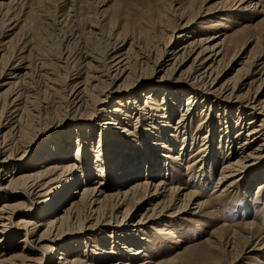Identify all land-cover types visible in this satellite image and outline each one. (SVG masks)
<instances>
[{
    "label": "bare ground",
    "instance_id": "1",
    "mask_svg": "<svg viewBox=\"0 0 264 264\" xmlns=\"http://www.w3.org/2000/svg\"><path fill=\"white\" fill-rule=\"evenodd\" d=\"M21 1H0V16L2 15L5 21L12 22L14 17H9V14H12V9ZM257 5L258 2L254 3L252 9L256 10ZM223 8L226 7H199L192 20L190 17L181 18L173 25L161 49L152 56L150 53L139 51L137 45L134 49L133 42L124 38L115 40L106 50L104 49L102 56L92 52H84L81 55L78 68H75V78H71L65 103L77 108L93 106L87 117H90L88 118L90 120L97 117L99 121L96 126L102 131L94 154L95 160H84L89 154H85L89 143L87 139L77 141L71 160V149L69 150L68 146L72 147L73 141L67 143V148H64V145L58 147L54 143L47 146L48 141L45 140L25 168L17 166L18 161L34 144V139L28 142V132L24 130L25 114L35 117L38 124L41 121L42 110L48 107L46 102L39 106L35 105L36 90L33 86L38 70L46 67L44 63H37L32 59V46L29 45L18 47L15 55H8L0 71V85L5 87L0 93L2 95L0 173L5 174L3 180H0V264H177L184 249L177 251L170 258L156 261L147 245L149 239L145 227L155 220L166 222L168 217L196 215L201 209L209 208L210 198L202 199V194L198 189L192 188L191 184L205 187L206 166L209 162L218 163L217 154L221 155L225 146L227 157L230 158L220 166L219 176L214 185V188L219 185V190L215 191L219 193L215 198L222 196L227 190H235L241 180L245 181L243 192L245 197H250V187L258 179L262 178L261 190L264 189V166L254 176L248 178L255 167L264 163L263 55L254 53L255 55L251 56L253 48L250 53L232 52L226 64L220 69L230 49L227 36L216 40L220 36L197 37L187 32L193 19L201 15L202 17L210 15ZM97 25L90 24L89 30L96 37L101 33L100 26ZM148 28L154 29L153 25ZM5 45V42L0 41L1 59L7 52ZM134 53L136 59L132 57ZM60 58L57 62L66 64L70 59V53L64 52ZM132 59L135 60L133 63ZM138 61L145 65V69L154 70L166 66V70L179 73L178 75H188L191 80L208 84L210 88L202 93L221 101L220 105L224 110L220 115H223L226 123L223 126L219 121L213 124L219 118L211 114L215 107L204 104L206 108L201 112L208 111L207 115L210 116L207 120L213 125L204 134L201 132L202 128L199 129L200 134H203L199 138V147L197 151L188 153L190 144L198 138H194L184 125L194 107L201 104L200 99L203 98L199 95L200 89L193 88L197 87L193 83L191 84L193 87H185L184 91L187 93L180 96L177 91L170 92L171 98L163 102H158L163 97L154 98L152 94L133 96L134 100L130 103L132 105H129L128 100L126 101L128 104H124L115 98L114 102L117 104L113 108L105 109L102 114L99 111L94 114L100 105L110 99L109 95L112 92L103 101L99 98L94 99L91 92L100 90L109 79L117 80L132 76L135 73L133 64ZM236 66L237 68H234ZM164 80L162 77L159 79L160 82L154 79L141 80L132 85V90L150 88L152 91H160L163 89ZM214 91L222 94L226 91L227 95L222 96ZM187 94L189 95L185 110L172 124L175 112H170V101L173 102V106H178L182 96ZM232 97H237L239 102L229 100ZM146 114L152 118L151 126H148L145 117L142 116ZM230 118H234L236 124L239 122L238 125L243 123V128H247L243 134L244 139L236 146L233 141L240 137L243 129L235 125L232 132ZM131 125H134L132 131ZM216 125L221 128L219 133L216 131ZM57 127L53 126L51 129ZM161 127L167 129L171 127L175 133L170 136L169 130L162 135L153 131L157 129L161 133ZM217 133L218 142L215 141ZM93 134L92 131V136ZM177 134L184 138L181 142H176ZM190 137L194 141L186 142ZM89 138L93 140L91 136ZM48 148L51 149V153L46 152ZM157 148L161 152L160 156ZM164 151L176 152L165 154ZM21 152L22 156L19 158ZM186 152L188 155L184 157ZM171 155L172 159L179 160L181 165L184 164L182 160L188 159L182 175H185L184 184L189 187L176 184L179 180L174 177L168 179L171 175L176 176L175 170L168 168V159ZM165 158L167 161L162 160ZM83 165L87 167L85 173L80 172L83 171ZM194 165H197V170L191 174L192 168H189ZM16 168L20 169L19 173L15 172ZM140 174L150 177L138 180ZM95 175L97 177L92 180ZM159 175L163 178L154 180ZM146 204L149 206L137 220L138 211ZM24 208L34 213H25L22 211ZM20 214L25 215L14 221L13 219ZM234 227L237 226L222 223L200 243H206L211 253L219 250H226L229 253L238 246L236 241L234 242V237L239 232L233 229ZM255 228L254 223H241L240 230L246 235L241 237L246 248L250 247L248 245L250 240L256 236ZM21 232L24 233L23 237L16 240L18 238L16 235ZM172 233L170 229L165 230V234L171 237ZM72 237L75 239L71 240ZM109 239L111 244L107 246L106 242ZM260 239L262 242L258 248L256 245L259 242L250 247L248 252L242 249L244 252L234 258V264L242 260L245 254L263 250L264 237ZM137 245L139 247L135 248ZM56 253L59 254L57 257ZM123 258L125 260L120 261ZM213 262L216 263L217 260ZM230 262L228 264L233 263Z\"/></svg>",
    "mask_w": 264,
    "mask_h": 264
},
{
    "label": "rangeland",
    "instance_id": "2",
    "mask_svg": "<svg viewBox=\"0 0 264 264\" xmlns=\"http://www.w3.org/2000/svg\"><path fill=\"white\" fill-rule=\"evenodd\" d=\"M0 1L7 2L9 0ZM256 2H258V5L256 10H253L252 5ZM212 6H224L226 8L216 11L217 13L215 12L203 17L201 15L197 19H193L187 32H190L197 37H207L210 35L220 36L216 40L223 39L227 36L230 49L219 68L221 69L224 64H226L228 56L232 52L250 53L253 48L250 54L251 56L260 54L263 55L264 58V0H22L15 5V9H12V14H9V17H14L11 20L12 22L5 21V18L1 15L0 41L5 42L7 52L3 59H1L2 53L0 54V71L5 65L8 55H15L18 47L23 45L32 46V59L34 61L36 60L35 62L37 63H44L46 67L41 71L38 70V75H35L34 77L33 86L36 90L35 105L39 106L46 102L48 107L47 109L42 110L41 121L38 124H36L37 121H35V117L25 114V121L23 122L25 124L24 130L26 129L28 132V142L33 141L34 139V144H32L28 153L18 161L17 166L22 169L25 168L27 162L32 159L38 149L43 146L45 140L48 141L47 146H51V144L54 143V145H58V147L64 145V148H67V143L73 141L74 145H72V147L68 146V149H71V160L73 158V150L76 148L75 144L78 143L77 141H86L87 139L89 143L85 154H89L84 157V160H95L94 154L95 150L98 148L97 142L102 131L96 126L99 121L97 117L93 120H90L88 119L90 117H87L93 106H80L77 108L65 103V96L71 85L70 81L75 78L74 73L78 68L77 65L84 52L103 55L102 52L114 43L115 40L119 41V39L121 40L124 38L129 42H133L132 47L134 49L139 47V51L150 53L152 56L157 50L161 49L162 44L167 39L166 37L170 35V30L173 25L178 23L181 18L190 17L192 20L193 15L199 7L207 8ZM90 24H98L97 26H100L99 30H101V33L99 36L97 35L96 37L90 33ZM151 24L154 29L148 28V26H152ZM136 45L137 47H134ZM168 51L170 52L171 48H169ZM64 52L68 54L70 53V59L68 62L66 64L57 62L58 59H61L60 56L63 55ZM135 54L136 53L133 54L134 56L132 55L134 59H136ZM134 61L135 60L132 59V63ZM133 65L135 73L132 76L117 80L109 79L106 81V85H103L100 90L97 89L94 93L91 92L94 99L99 98V100L102 101L112 92L109 95L110 99L106 100L103 105H100L94 114L98 111L102 114L105 109L113 108L114 105L117 104L114 102L115 98L120 100L119 103H129V105H132L130 103L134 100L132 99L133 96L140 97L142 95L152 94L154 98L159 99L163 97L162 100L158 101L163 102L165 99L171 98L172 93L170 94V92L177 91L180 96L183 93H187L184 91L185 87H193L191 86L193 83L197 86L193 88L200 89L198 90L200 92L199 95L203 96V98L200 99L202 100V103L194 107V111L191 112V116L186 119L184 125L185 129L194 135V138H198L194 143L190 144V147L187 146V148L189 147L188 153L197 151L200 143L199 138H201V136L207 132L213 124L219 121L223 126L226 123L223 115H220L224 110L220 105L221 101L209 98L208 95L202 93L205 92L207 88H210L208 87V84L201 81L191 80L188 75H178L179 73L166 70V66H163L160 69L151 70L145 69V65H142V62L139 61L135 62ZM234 68H237V66ZM82 76H84V74H82ZM50 77H52V79ZM161 77L165 80L162 81L163 89L160 91H152L149 87V89L146 90H142L141 88H135L132 90V85L135 82L148 79L159 81ZM47 79H51V81ZM52 81L53 83H50ZM4 89L5 87H1L0 85V93ZM224 92L225 94L215 93L226 96L227 92ZM188 95L189 94L182 96L178 106H173V102L170 101V112H175L172 124L177 121L176 119L178 117H181L180 113L184 112L183 110H185ZM127 100L129 101L128 103L126 102ZM229 100L239 102L237 97L229 98ZM1 103L2 95L0 94V106ZM204 104L215 107L214 110H211V114L217 115L219 118L213 122V124H210L207 120L210 116L209 114L207 115L208 111L201 112V110L206 108L204 107ZM152 113L154 112L152 111ZM142 116L145 117L148 126H151L153 122L152 118L147 114ZM229 120H231L230 130L232 132L235 130V125L243 129L241 132L242 136L240 135L238 139L233 141L234 146H236L244 139L243 134L246 133L247 128H243V123L238 125V122L236 124L234 118H230ZM2 123L3 122H1V124ZM53 126L58 127L56 129H51ZM132 127L134 128V125L130 126L131 131L133 130ZM200 128H202V135L199 132ZM220 129L221 128H219L218 125L216 131L218 130L219 133ZM161 130L160 133L157 129H153V131H156V134L161 135L166 130H169L170 136L175 133L174 129L171 127H168V129L161 127ZM84 131H86V134ZM92 131L94 132L93 136ZM41 132L43 134L39 135ZM218 133L216 134L217 137L215 140L217 142L219 140ZM165 134L167 135L168 133L166 132ZM90 136L93 140L89 138ZM163 138L166 139L164 136ZM181 139H184L182 135L180 136L177 134L175 136L176 142H181ZM193 141L192 137L186 140V142ZM165 142L166 141L164 140V143ZM106 147L107 145L103 148L105 149ZM226 149V146L225 148L223 147V153L221 155L217 154L218 158H216L218 163L209 162L207 164L205 171L207 181L206 183L204 182L205 187H197L199 185L191 184L192 180H190L191 187L198 189L202 194V199L207 200L210 198L209 208L205 207L204 209H201L199 214L196 215H184L179 218L168 217L166 222L155 220L146 225L145 231L149 239V244L146 243L149 245L150 252L155 256L156 261L170 258L177 251L184 249L177 264H228L230 261L233 262V260L244 252L242 249H246L245 251L248 252L250 247L258 242L259 243L256 246L257 248L259 247L262 242V239L260 238L264 237V189L261 190L262 178L258 179V181H254L253 186L250 187V197H245L243 194L245 181L241 180V182L237 184L235 190H227L222 196L215 198L219 193V191L215 192L217 189L219 190V185L215 188L214 185H216L215 182L219 176L218 173L220 166L230 158L227 157L228 154ZM50 150L51 149L48 148L46 152L48 151L51 153ZM175 152L176 151H164L165 154H174ZM188 153L186 152L184 157H186ZM160 155L161 152H159L158 156ZM21 156L22 152L18 157L20 158ZM118 159L122 161L125 160L123 158ZM162 160L167 161V158ZM54 161L55 160H53V162ZM187 161L188 159L182 160V163L184 164L181 165L179 164L180 161L172 159L171 155L168 159V168L169 170H175L174 172L176 176L171 175L168 179L171 180V178L174 177V179L179 180L176 184H184L185 175L183 176L182 173L185 172L184 167ZM262 166H264V163L255 167L253 171L249 173L248 178L254 176ZM86 168V165H83V171L80 170V172L85 173ZM191 168L192 174L197 170V165H194V167H190L189 169ZM15 170L16 173L20 172V169L17 170L16 168ZM4 176L5 174L3 172L0 173V180H3L2 178ZM94 177H97V175L93 176L92 180L95 179ZM146 177L149 178L150 176L140 174L138 180H143ZM155 178L156 179L154 180H159L163 177L159 175ZM258 185L259 188H257ZM185 186L189 187L188 185ZM213 188L214 190L212 191ZM256 191H258V193H256ZM248 199L250 200L247 201ZM246 201L248 203H246ZM129 204L131 206V201ZM147 206H149V204L144 205L142 209L138 211V215L136 216L137 220ZM108 207H110V205H108ZM29 210L30 209L26 208L22 209L25 213H34V211L32 212ZM24 215L20 214L13 220L16 221L18 217ZM243 222H251L256 226V236L250 240L248 244L250 245L249 248H246V246L243 245V238L241 237V235H245L240 230L241 223ZM222 223L234 224L237 226L233 229H236V231L239 232V235L236 234L238 237H234V242L236 241L235 243L238 246L235 247V250H232L229 253L226 250H219L220 252L211 253L209 252L206 243L201 244L200 242L203 238L207 237L213 229L220 226ZM167 229L173 231L172 237L171 235L165 234V230ZM23 235V232L16 235V238L18 237L16 240L21 239ZM239 236L241 238H239ZM73 239H75V237H72L71 240ZM106 244L107 246H110L111 240L109 239ZM138 247L139 245L135 246V248ZM58 255L59 254L56 253V257ZM123 260L125 259L123 258L120 261ZM214 260H217V262L214 263ZM234 263L235 261L232 264ZM237 263L264 264V249L256 251L253 254H245L242 260L236 261V264Z\"/></svg>",
    "mask_w": 264,
    "mask_h": 264
}]
</instances>
